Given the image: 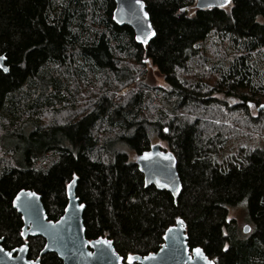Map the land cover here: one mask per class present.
<instances>
[{"label":"trees","instance_id":"trees-1","mask_svg":"<svg viewBox=\"0 0 264 264\" xmlns=\"http://www.w3.org/2000/svg\"><path fill=\"white\" fill-rule=\"evenodd\" d=\"M143 1L156 32L146 45L113 21L114 0H0L3 246L28 241L36 259L45 240L22 237L14 197L36 191L55 221L75 181L86 237L111 239L124 264L156 252L178 218L216 264H264V149L219 159L232 141L264 136V0ZM147 62L166 86L146 82ZM154 139L177 159L176 201L134 161ZM238 207L248 233L229 218ZM41 264L63 263L48 252Z\"/></svg>","mask_w":264,"mask_h":264},{"label":"water","instance_id":"water-1","mask_svg":"<svg viewBox=\"0 0 264 264\" xmlns=\"http://www.w3.org/2000/svg\"><path fill=\"white\" fill-rule=\"evenodd\" d=\"M114 2L113 21L118 25L131 27L138 44H148L155 37L156 32L145 2L143 0H140L139 4L136 0H114ZM222 3L224 0H197L196 7L199 9L220 7L219 5ZM206 5L211 6L207 7ZM145 13H147V17H145ZM145 40L146 43L142 42ZM0 57H2L0 58V66H2L0 70L7 73L9 67L6 65V57L5 55H0ZM4 68H7V71H4ZM261 105L264 103L257 107V111L264 112ZM145 152L153 153L152 157L147 160L143 159ZM169 155L173 159H165ZM134 161L144 175L146 186L153 185L160 191H168L174 200H177L182 191V182L177 169V159L171 150L164 148L161 142H155L148 150L135 154ZM158 184L167 185V187H160ZM69 185L67 188L68 203L63 215L55 221L48 218L41 195L36 191L21 189L15 195L13 207L21 215L24 223L22 237L27 239L41 236L45 240V245L39 256L36 259H31L28 256V241L16 248L7 249L3 246V239L0 238V264H41V257L48 252L56 253L63 264H124V258L117 252L111 239L107 237L88 239L86 237L83 221L85 204L80 202L75 193V181L70 182ZM28 193L36 195L33 197ZM17 196L20 197L19 200H17ZM180 221H183V225ZM169 229L172 231L170 232ZM243 230L248 233L250 226L245 224ZM102 241L109 243H102ZM196 248L202 250V256L196 255L194 252ZM8 253L11 255L9 256ZM129 256L137 257L131 263L139 264H208V261H213L216 264L215 260L209 258L201 246L190 247L185 222L181 218H178L176 224L166 230L164 243L156 252L144 256L130 254L126 258L128 263Z\"/></svg>","mask_w":264,"mask_h":264},{"label":"rangeland","instance_id":"rangeland-1","mask_svg":"<svg viewBox=\"0 0 264 264\" xmlns=\"http://www.w3.org/2000/svg\"><path fill=\"white\" fill-rule=\"evenodd\" d=\"M146 82L151 86H166L164 77L162 74L158 71L157 67L154 66L152 63L147 62V75H146ZM130 88H125L119 92H117V95L124 94L126 91H128ZM252 112H257L256 109H253ZM240 139L237 141H232L227 145V147L219 154V159L222 160L229 155L233 154L237 149H239L241 146H246L248 144H252L255 147H261L264 149V136L260 137L257 136L254 140L251 142L250 139ZM156 142V139H154L153 143ZM162 144V143H161ZM164 148H167L166 145L162 144ZM168 149V148H167ZM133 155V154H132ZM135 155H133L134 157ZM229 218L235 219L240 225V227H243L246 222V214L243 207H238L236 209H232L231 213L229 215Z\"/></svg>","mask_w":264,"mask_h":264},{"label":"snow or ice","instance_id":"snow-or-ice-1","mask_svg":"<svg viewBox=\"0 0 264 264\" xmlns=\"http://www.w3.org/2000/svg\"><path fill=\"white\" fill-rule=\"evenodd\" d=\"M136 2L139 4L140 3V0H136ZM229 2H230V0H224V3L220 4L219 6L221 8H223ZM206 6L207 7H210L211 5H206ZM144 15H145V17H147V13H145ZM153 35H154V33H153ZM137 39H140V37H137ZM142 42H145L146 43L147 41L145 40V41H142ZM0 58H2V57H0ZM0 67H2V66H0ZM4 71H7V68H4ZM261 107L264 108V105H261ZM165 131H167V130L165 129ZM152 155H153V153L145 152L144 155H143V159H145V160L150 159L152 157ZM157 155H160V154H157ZM165 159L171 160L173 158L169 155V156H166ZM158 186H160V187H167V185H161V184H158ZM69 187H71V185H69ZM28 195L34 197L36 194L35 193H28ZM19 198L20 197L17 196V200H19ZM80 207H83V205H80ZM180 223H181V225H183V221H180ZM169 231L171 232L172 229H169ZM21 235H23V233H21ZM102 243H109V242L108 241H102ZM225 248H227V245H225ZM194 252L196 253V255L198 257L202 256V250L200 248L194 249ZM8 255L10 256L11 253H8ZM149 258H151V257H149ZM135 259H137V257L129 256L128 257L129 264H131V262L133 260H135ZM190 259H192V257H190ZM208 264H214V262L213 261H208Z\"/></svg>","mask_w":264,"mask_h":264},{"label":"bare ground","instance_id":"bare-ground-1","mask_svg":"<svg viewBox=\"0 0 264 264\" xmlns=\"http://www.w3.org/2000/svg\"><path fill=\"white\" fill-rule=\"evenodd\" d=\"M225 62V61H224ZM253 69V68H252ZM220 144V143H219Z\"/></svg>","mask_w":264,"mask_h":264}]
</instances>
